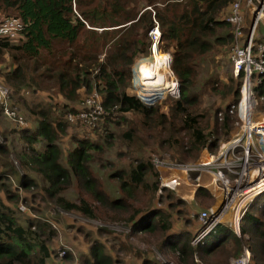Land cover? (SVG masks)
Here are the masks:
<instances>
[{"label": "trees", "instance_id": "16d2710c", "mask_svg": "<svg viewBox=\"0 0 264 264\" xmlns=\"http://www.w3.org/2000/svg\"><path fill=\"white\" fill-rule=\"evenodd\" d=\"M233 2L0 0V12L9 11L7 13L14 14L9 16L18 17L26 24L20 37L0 38V52L7 50L13 63L12 68H0V82L11 88L12 99L19 93L34 94L39 90L53 89L57 95L73 100L79 96L80 89L91 90L97 86L103 94L105 113L102 117L107 118L114 107L117 108L114 111L121 114H137L138 122L146 132L140 134L145 137L151 134L158 147L170 151L173 159L196 161L203 150L217 153L220 144L238 130L239 115L236 109L233 112L230 109L240 99L245 73L242 71L238 77L232 76L227 83H223L214 69L199 83L201 64L207 62L220 46H228L233 40L232 24L224 18L228 10L230 13ZM156 26L161 31L160 48L171 52L172 69L180 83V96L173 100L169 113L148 106L135 94L129 93V83L125 79V70L135 58L150 52L153 40L148 37V32ZM140 30L145 32L144 37L149 41L139 36ZM260 35L258 30L255 34L257 42H262ZM57 44L60 46L56 47ZM102 53L105 57L100 60ZM257 77L258 74L252 75L253 80ZM255 93L258 97L264 96V81L255 87ZM204 94L215 95L220 100L219 104L228 100V105L223 108L215 102L206 106L203 104ZM48 100L50 103L42 105L39 112L32 111L38 114L35 131L30 128L21 130L20 138L27 140L28 145L16 154L13 148L0 141V167L9 168V171L6 168L0 172V264H47L52 255L49 243L56 234L55 230L45 221H20L15 209L6 202L18 199L11 191L12 174L19 175L21 188L29 189L35 183L29 174L31 170L42 175L49 197H56L57 203L62 204L65 210L77 209L88 217L97 218L99 214L89 199L76 203L67 201L61 195L73 178H79L89 191L90 198L100 202L105 209V221L125 220L130 224L133 235L156 234L152 236L154 239L161 235L160 239H152L149 243H155L158 250L172 254L176 264H230L232 257L242 254L244 246L252 253V264H264V195L258 197L243 215L240 235L231 226L220 223L193 245V229H173L175 213L177 219L181 216L179 204L189 205L185 200L176 198L168 205V210L155 206L132 209L126 198H112L102 189V181L95 173L104 167L102 157L114 146L115 138H121L132 147V142L141 138L136 129L120 131L118 136L115 129L120 127V123L110 120L109 126L104 129L107 134L103 140L107 145L101 141L82 139L76 147L70 148L64 161L58 141L66 133V123L55 112L59 105L53 102L54 98L49 97ZM13 103L17 105L15 100ZM63 107L69 113L80 110L79 107H69L68 103ZM35 142L43 145H34ZM13 153L24 172L14 167ZM92 166L96 168L95 172H92ZM155 166L151 158L141 155L133 158L127 167L111 171L108 177L131 196L141 188L149 187L147 178L151 175L155 178L152 190L156 193L161 181ZM196 175L193 173V178ZM160 188L165 190L162 200L175 198L174 191L170 189L168 192L169 189L164 186ZM215 200L207 188L199 186L196 189L194 204L198 207L208 208ZM183 219L187 221L188 217L185 215ZM100 230L107 231L108 228L101 227ZM149 262L144 258L143 264ZM81 264H118V261L107 252L103 243L94 240L90 253L84 256Z\"/></svg>", "mask_w": 264, "mask_h": 264}, {"label": "rangeland", "instance_id": "374dc122", "mask_svg": "<svg viewBox=\"0 0 264 264\" xmlns=\"http://www.w3.org/2000/svg\"><path fill=\"white\" fill-rule=\"evenodd\" d=\"M246 2L247 0H242L246 22L245 30L248 33L247 30H249L253 21V13L251 8L247 7ZM7 12L1 11L0 19L9 16V14L14 15L13 13L11 14ZM227 13H229V10L224 15L225 19L228 17ZM156 28H158V26H156L155 29ZM96 29L99 31L102 30L101 28ZM153 30L148 32V37L153 40L150 52L147 55L140 54L137 58H135L134 62L125 70V79L126 82L129 83L127 88L129 93L135 94L146 105L157 107L161 112L169 113L170 105L173 103V100L180 96V83L172 69L171 52L163 51L160 48V29L158 28V33L160 34L157 41L155 40L154 33L152 32ZM258 30L261 32V41H264L263 22L259 23ZM144 33L145 32L140 30L139 36L141 38L144 37ZM142 39L144 41L147 40L145 37ZM147 41H149V39ZM232 43L233 40L228 46H220L219 50L215 51L208 57L207 62L201 64L199 83H202L205 76H210L214 69L218 72L223 83H227L230 80V77H235L233 63L230 57ZM14 44H17V42L14 41ZM59 46V44L56 45V47ZM159 55L164 58V67L162 68L163 70H161V74L167 89L172 90H162L163 93H157L158 96L157 94L155 96V94L145 89L146 86L139 80V74L142 69L146 67L154 68ZM104 57L105 53L100 54V60H103ZM12 65V57L10 53L7 50L1 51L0 68L6 69L9 66V69L10 67H13ZM199 87L200 85L197 86V88ZM54 91L53 89L39 90L34 94L26 92L25 94L19 93L16 95L13 101L15 100L17 104L15 106L19 108L21 115L26 120L25 125H20L16 121L8 118L0 109V141L13 148V152L16 154L24 147V145H28L29 142L27 140L20 138L21 132L23 133L21 130L30 128L32 131H35L38 126V114L32 113V111L39 112L42 105L47 103L49 104V97H53V102H57L59 105L55 112H57L59 119L66 123V133L63 134L58 141L62 148V158L64 161H66V155L70 148L76 147L82 139L86 138L101 141L103 145H107L103 140L107 134L104 129L109 126L110 120L120 123V127L115 129L118 136L120 131L125 132L130 128H135L136 132L139 133L138 137L141 138L132 142V147H129L128 142H124L121 138H115L116 141L114 146L111 147L102 157L104 167L100 169V171H97L96 168L92 166V172H95L96 170V175L102 181V189L106 191L110 197L114 198L120 196L126 198L128 203L132 205V209H147L151 206H155L157 208L168 210V205L173 201H176V198L185 200L189 203V205L187 206L184 203L179 204L178 208L181 211V216L180 219H177V213H175V225L173 229L176 231L193 229L191 231L194 232V229L198 227L199 224L196 220L197 218L193 217L192 214L203 209L198 207L197 204H194L195 194L192 193L195 190L194 187L199 181L185 175L183 169H168L167 166L179 163L191 164L198 162L205 158L207 150H203L200 157L196 161L188 160L182 162L177 159H173L170 151H165L164 149L158 147V143L151 134L146 137L145 135L140 134L146 132L145 128L139 124L137 114H121L114 111L117 109L116 107L112 109L113 112L107 114V118L101 116L97 121H94L93 124L83 123L80 121L71 122L68 118L69 112H65L67 109L63 107V105L68 103L69 107L75 109H78V107H85L84 103L90 95L98 93L103 98L101 89L97 86H94L91 90L82 88L79 90V96L73 100H68L64 96L57 95ZM196 91L203 92V90ZM215 97V95L204 94L203 104L206 106H211L215 102L219 104L220 100ZM230 101L232 102L233 98L230 99ZM227 102L228 100L223 104H219V106L225 108L228 105ZM236 125L239 128V124ZM142 137H144V139H142ZM34 145L42 146L43 144L35 142ZM139 145H144V147ZM141 155L146 159L151 158L152 161L155 157H159L162 160L161 164L155 166L156 170L160 173V187L163 186L166 179L175 178L179 182H182L180 185L175 187H167L169 189L168 192L170 189L175 192V198H164V200H162L161 195L164 194L165 190L161 191L160 187L156 193L153 192L152 187L155 178L151 175L147 178L149 181V187L141 188L137 193L135 192L131 196H128L126 191L120 189L115 180L108 177V174L111 171L113 172L120 168L127 167L132 162L133 158ZM13 160L14 167L18 168L21 172H24L18 157H15L14 153ZM6 168L7 166H1L0 172ZM7 170L9 171V168H7ZM15 174H12L10 183H12L11 191L13 194L18 196V199H16L15 202L6 201L7 204L11 205L12 208L15 209V213L19 217L20 221L26 222L28 220H33L34 223L45 221L56 232L55 236L49 243L52 255L48 259L47 264H81L84 256L90 253V247L94 240L103 243L107 252H109L118 261V264H143L144 258L151 261L148 264H176L172 254L158 250L155 247V243H149L152 239H154L152 236H155L156 234H149V236H142L143 234L133 235L130 229V224L125 222V220L117 219L113 222L105 221L107 218L105 209L102 207L100 202L90 198L89 191L83 187V183L80 182L79 178H73L71 185L64 188L61 195H63L67 201L76 203H79L81 199H89L99 214V217L97 218L88 217L77 209L65 210L62 204L57 203L56 197V199H51L49 197L45 188L47 186L46 182L42 175L36 171L31 170V173L29 172L30 176L35 180L34 185L29 189H24L19 186L20 177L18 174ZM2 195L5 196L3 192ZM132 209H130V211H132ZM185 215L188 217L187 221L183 219L185 218ZM228 222L227 216L225 217L223 223L228 225ZM101 227H106L108 230L101 231ZM160 237L161 235H158L154 240L160 239ZM65 252L67 253L65 254ZM235 258L236 257H232L230 259V264Z\"/></svg>", "mask_w": 264, "mask_h": 264}, {"label": "built area", "instance_id": "2783aa9c", "mask_svg": "<svg viewBox=\"0 0 264 264\" xmlns=\"http://www.w3.org/2000/svg\"><path fill=\"white\" fill-rule=\"evenodd\" d=\"M246 5L253 13V21L248 33L245 32L242 0H235L232 3L227 17V21L233 27L230 57L234 74L238 77L242 71L245 73L240 99L230 109L231 112L237 110L240 118L239 128L232 138L220 144L217 153L206 152L205 158L195 163L167 166L168 169H183L185 175L191 178L193 173H197L193 178L199 181L194 187L195 190L203 184L221 200L192 214L201 225L200 230L193 237V245L200 242L217 225L223 223L229 213L233 215V220L229 224L240 235L243 215L258 197L264 195V96L258 97L255 93V87L264 81V41L257 42L255 39L259 23H264V0H247ZM25 28L26 24L18 17L6 16L0 19V38H18ZM158 31V28L152 31L156 41L160 34ZM253 74H258L256 80L252 79ZM84 104L85 107L80 108L76 113L68 114L71 122L93 124L105 113L102 96L98 93L90 95ZM0 107L8 118L20 125L26 124L19 108L13 103L11 88L1 82ZM153 161L156 165L162 163L159 157L153 158ZM204 173H209L210 182L214 185L213 189L202 181ZM181 183L171 178L166 179L163 186L172 188ZM231 264H252L250 249L244 246L242 254Z\"/></svg>", "mask_w": 264, "mask_h": 264}, {"label": "bare ground", "instance_id": "6f19581e", "mask_svg": "<svg viewBox=\"0 0 264 264\" xmlns=\"http://www.w3.org/2000/svg\"><path fill=\"white\" fill-rule=\"evenodd\" d=\"M163 67H164V58L163 56L159 55L157 57L156 65L154 68L146 67L142 69L141 73L139 74V80L143 85L146 86L145 89L155 94V96L157 93L159 94L163 93L162 90H167V91L172 90V89H167V86L164 82L163 76L161 74V70H163L162 69Z\"/></svg>", "mask_w": 264, "mask_h": 264}, {"label": "crops", "instance_id": "0c3cea01", "mask_svg": "<svg viewBox=\"0 0 264 264\" xmlns=\"http://www.w3.org/2000/svg\"><path fill=\"white\" fill-rule=\"evenodd\" d=\"M203 178H204V183H206V184H209L210 185V188L211 189H213V187H214V185L210 182V175H209V173H204V175H203ZM202 186L203 187H205V185H203L202 184ZM211 193H212V190H210L209 188H207ZM194 194H195V192H193ZM213 194V193H212ZM189 196V195H188ZM193 197H194V195H193ZM193 197H190V198H193ZM215 198H216V196H215ZM219 202H221V200H220V198L218 197V198H216V200H215V204H217V203H219ZM214 205V204H213ZM206 207H204L203 209H205ZM228 223H230L232 220H233V215L231 214V213H229L228 215ZM226 216V217H227ZM198 227H196L195 229H194V236H195V234L200 230V228H201V225H200V223L198 222ZM229 226H230V224H228Z\"/></svg>", "mask_w": 264, "mask_h": 264}]
</instances>
